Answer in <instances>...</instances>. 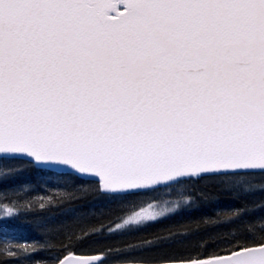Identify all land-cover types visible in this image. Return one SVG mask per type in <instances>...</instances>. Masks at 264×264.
<instances>
[{"label": "snow or ice", "instance_id": "6c2138e0", "mask_svg": "<svg viewBox=\"0 0 264 264\" xmlns=\"http://www.w3.org/2000/svg\"><path fill=\"white\" fill-rule=\"evenodd\" d=\"M16 223L0 264H264V0H0Z\"/></svg>", "mask_w": 264, "mask_h": 264}, {"label": "trees", "instance_id": "16d2710c", "mask_svg": "<svg viewBox=\"0 0 264 264\" xmlns=\"http://www.w3.org/2000/svg\"><path fill=\"white\" fill-rule=\"evenodd\" d=\"M28 180L31 182H36L37 177L35 175H28ZM49 186H54L49 181ZM164 195H170V193H163ZM169 223L168 219H158V221L153 222L149 228L145 229H134L128 233H124L123 236L127 237H135L140 234L142 231L155 230L159 227H167ZM37 234L32 230L31 226L26 223H16L9 224L0 230V240L4 239H31L36 238Z\"/></svg>", "mask_w": 264, "mask_h": 264}]
</instances>
